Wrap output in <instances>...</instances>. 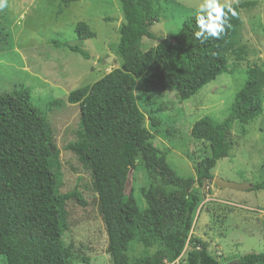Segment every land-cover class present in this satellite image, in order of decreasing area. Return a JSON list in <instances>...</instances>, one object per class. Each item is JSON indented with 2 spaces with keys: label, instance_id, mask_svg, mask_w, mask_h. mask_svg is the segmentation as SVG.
Masks as SVG:
<instances>
[{
  "label": "trees",
  "instance_id": "trees-1",
  "mask_svg": "<svg viewBox=\"0 0 264 264\" xmlns=\"http://www.w3.org/2000/svg\"><path fill=\"white\" fill-rule=\"evenodd\" d=\"M80 1L59 0L60 7ZM247 5H225L226 12L231 6L237 14H228L231 26L219 39L209 37L202 43L195 38V12L176 35L144 51L142 41L153 39L149 27L158 16H148L143 0H120L118 68L66 98L80 111L76 139L66 149L91 171L109 254L136 238L145 248L158 247V264H221L214 245L196 234L195 226L205 198L200 189L213 183L212 170L230 152L232 124L237 122L244 136L245 126L263 112L264 69L249 63L241 69L248 50L241 41L240 10ZM75 33L80 41L95 37L85 23H79ZM62 46L88 58L78 48ZM240 72L245 79L228 117L220 124L203 118L191 128V139L206 147L195 159L194 178L178 176L166 153L152 144L135 94L174 91L183 101L222 74ZM151 122L158 124L154 119ZM138 158L147 175L142 189L148 201L144 212L134 197V187L130 194L124 190L128 171L137 169ZM62 181L51 125L30 106L29 91L19 86V90L0 92V256L6 264L89 263L73 244L63 242L69 231L67 204L85 203L77 187L62 193ZM252 190L264 191V181ZM234 264H264V252L243 255Z\"/></svg>",
  "mask_w": 264,
  "mask_h": 264
},
{
  "label": "rangeland",
  "instance_id": "rangeland-1",
  "mask_svg": "<svg viewBox=\"0 0 264 264\" xmlns=\"http://www.w3.org/2000/svg\"><path fill=\"white\" fill-rule=\"evenodd\" d=\"M143 1L148 16H158L157 22L152 19L149 27L153 39L142 41L144 51L164 37L176 35L184 20L197 12L203 2ZM219 2L223 6L248 3L240 10L241 41L248 50L241 69L248 63L264 69V0ZM60 6L59 0H3L0 7V92L19 90V86L29 91L30 106L51 125L53 145L59 150L61 192H71L77 187L82 195L84 206L76 202L66 206L69 231L63 242L73 244L79 255L89 260L88 264H158V247L145 248L136 238L119 252L109 254L91 171L66 149L75 141L80 125L79 107L68 104L67 96L118 68L115 50L123 21L120 0H83L67 7ZM79 23H85L95 37L78 40L75 29ZM63 44L80 49L88 58L71 52ZM244 79V72L222 74L183 101L174 91L135 94L137 106L145 116L144 127L152 135V144L166 153L169 166L178 176L194 178L195 159L206 151L205 145L190 137L193 124L203 118L214 124L222 123ZM151 119L158 124L153 126ZM245 129L246 135L241 136L239 124H232L230 138L233 143L230 142L228 156L217 161L212 170L214 178L237 185L264 181V104L262 114ZM140 162L138 158L132 186L126 194L134 187V197L144 212L148 201L142 189L147 175L139 167ZM200 192L205 198L195 232L211 241L221 264H234L243 255L264 252V191L219 189L209 182ZM141 253L144 256L141 257ZM0 264H6L2 256Z\"/></svg>",
  "mask_w": 264,
  "mask_h": 264
},
{
  "label": "clouds",
  "instance_id": "clouds-1",
  "mask_svg": "<svg viewBox=\"0 0 264 264\" xmlns=\"http://www.w3.org/2000/svg\"><path fill=\"white\" fill-rule=\"evenodd\" d=\"M3 6V0H0V7ZM235 16L237 13L231 7L221 5L219 0H203L196 13V25L198 30L194 32L195 38L202 43L209 37L219 39L221 34L226 31L228 24V14Z\"/></svg>",
  "mask_w": 264,
  "mask_h": 264
},
{
  "label": "water",
  "instance_id": "water-1",
  "mask_svg": "<svg viewBox=\"0 0 264 264\" xmlns=\"http://www.w3.org/2000/svg\"><path fill=\"white\" fill-rule=\"evenodd\" d=\"M132 176H133V170L130 169L128 171V175H127V179H126V183H125V187H124L125 192L128 188H131V186H132ZM213 185L219 189H235V190H239V191H245V190H252L253 189V185H251V184L237 185V184L222 181L218 178H214Z\"/></svg>",
  "mask_w": 264,
  "mask_h": 264
}]
</instances>
